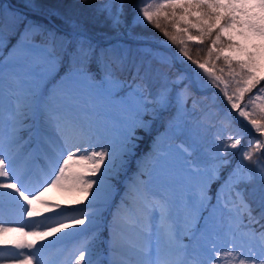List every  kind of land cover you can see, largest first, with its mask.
Masks as SVG:
<instances>
[{"label": "snow or ice", "instance_id": "1", "mask_svg": "<svg viewBox=\"0 0 264 264\" xmlns=\"http://www.w3.org/2000/svg\"><path fill=\"white\" fill-rule=\"evenodd\" d=\"M22 7H0V211L22 218H0V247L11 249L0 264H102V243L106 264H264V0H100L94 7L112 35L38 0ZM130 7L170 44L122 43ZM38 16L60 17L68 30ZM189 42H208L207 58H194ZM210 87L229 109L221 126L232 127L233 111L246 126L217 134L207 154L201 132L210 113L193 90ZM100 100L118 105L121 118L101 123ZM158 120L164 134L106 223L139 133ZM247 126L257 136L242 146ZM50 189L82 207L45 199Z\"/></svg>", "mask_w": 264, "mask_h": 264}, {"label": "rangeland", "instance_id": "2", "mask_svg": "<svg viewBox=\"0 0 264 264\" xmlns=\"http://www.w3.org/2000/svg\"><path fill=\"white\" fill-rule=\"evenodd\" d=\"M0 7L7 9L9 8V4L5 1L0 0ZM128 32L131 33V37H140L141 39L152 40V41L159 42V43L163 41L165 44H170V42L167 41V39L163 36V34L157 29H154L151 32H146V31H137L136 29L128 26L127 29L125 30L126 34L124 36L129 39H133L127 35ZM95 34H100V33L96 31ZM12 43H15V37L12 38ZM122 43L131 46L134 50L138 46L139 47H150L152 49L158 48V47L146 44V43L135 44L132 42H127V41H122ZM135 54L137 56L145 55L147 57L146 53H135ZM187 63H190V62H187ZM191 67L195 68V65H192ZM212 70L217 71L215 69H212ZM161 71H168V70L162 68ZM196 71L201 72L200 69H196ZM201 75L203 76L202 72H201ZM204 79L207 80V77H204ZM193 91H194L195 97L201 101L203 105V111L210 113L208 118L205 120V124L209 128V131L206 133L201 132L202 134H204V136H203V140L201 142V147H200L201 153L206 152L207 154H210L212 151L215 150V147L218 143V141L216 140L217 134L221 136H226V134L232 131L234 128H244L246 126V122L242 121L239 117H237V114L233 111L231 112V116L234 117L235 120H234L232 127H229V128L222 127L220 123V118L223 117L224 112L226 110H229L228 106H226L227 102L224 100L223 96L219 95L214 99L212 94L216 93L217 89L213 87H210L204 91L195 90V89ZM97 105L98 106H97L96 111L99 113V117H98L99 121L102 118L101 117L102 114H105V113H110L111 115H114V116L118 115L119 119L121 118L122 109L118 105H112L107 100H100L97 102ZM188 107L191 108V101L189 102ZM200 115L201 114L198 112L197 119L200 118ZM189 123L190 124L193 123L191 119L189 120ZM165 128H166V123L158 120L152 124L151 131L149 133H144L142 131L139 133L142 139L139 141V145L137 149L135 150V154L129 159L127 166H126V170L122 172L120 175L119 181L116 184V191L113 194V200L111 202L110 207L107 208L104 212L106 223L108 221H111V213L115 211L116 205L119 204L120 199L124 194L126 182L129 179L133 178L140 171L141 162L152 151L153 141L157 137L162 136L164 134ZM247 128H248V131H247V134L245 135L244 140L242 141V146L246 145L251 138H254L257 136V134L254 131L250 130V126H247ZM22 135L27 137L28 133L25 131L22 133ZM239 160H240L239 155L232 156L233 163L239 162ZM245 163L247 162L245 161ZM44 198L51 202L59 203L62 207H67L69 205H72V201L74 199V197H72L71 195L66 194L57 189H54V190L50 189L47 193H45ZM86 203L87 201H85V204ZM72 206L82 207V206H77V205H72ZM15 211L18 212L14 208L5 207L2 211H0V218L6 217V215L8 216L7 213L15 212ZM19 218H21L20 214H19ZM79 227H83V226H79ZM99 235H100L101 241H106L108 238L107 227H104L103 229H101V232ZM184 242L188 243L187 237H185ZM107 249H108L107 243H102L100 245V249H99L100 255L97 257V259L100 260L102 264H106ZM10 250L11 249L0 247V252L10 251Z\"/></svg>", "mask_w": 264, "mask_h": 264}, {"label": "trees", "instance_id": "3", "mask_svg": "<svg viewBox=\"0 0 264 264\" xmlns=\"http://www.w3.org/2000/svg\"><path fill=\"white\" fill-rule=\"evenodd\" d=\"M13 4L18 6H23L24 0H10ZM39 3L45 5V11L51 9L60 14V17H72L77 20L86 22L88 26L92 29L93 32L96 33H104L107 32L111 34V31L104 25L103 18L97 15L96 8L94 7L100 0H38ZM160 0H129L130 5L140 4L141 6H146L147 4H152L155 6L158 4ZM138 14V9L135 7H130L127 10V24L129 27L136 29L137 31H146L151 32L154 29V25L148 24L147 21L143 23H137L135 21V16ZM60 17L53 16L51 19L60 27L67 28V25L64 23L63 19ZM41 22L45 24L50 23L43 17H36ZM141 19H143L141 15ZM163 20V18H161ZM170 27V26H169ZM158 30V29H157ZM208 42H206V45ZM206 45H196L194 42H189V46L191 48V54L194 58H198L201 61L207 58V48ZM173 48L177 50V46L173 45ZM223 66V62L216 61L215 70H219L220 67Z\"/></svg>", "mask_w": 264, "mask_h": 264}, {"label": "bare ground", "instance_id": "4", "mask_svg": "<svg viewBox=\"0 0 264 264\" xmlns=\"http://www.w3.org/2000/svg\"><path fill=\"white\" fill-rule=\"evenodd\" d=\"M145 6V5H144ZM106 111V110H105ZM107 112V111H106ZM114 114V113H113ZM116 116V117H115ZM111 115L110 113H105V114H102V118H101V122H105L106 120H115V119H119V116L118 115ZM54 190V189H53ZM8 216L6 215V217H3L2 219L6 222H10V223H20L21 222V219L22 218H19V212H10V213H7Z\"/></svg>", "mask_w": 264, "mask_h": 264}, {"label": "water", "instance_id": "5", "mask_svg": "<svg viewBox=\"0 0 264 264\" xmlns=\"http://www.w3.org/2000/svg\"><path fill=\"white\" fill-rule=\"evenodd\" d=\"M24 10V9H23ZM121 39H125L124 37H121ZM133 42H138V43H148V44H151V45H154V46H157V47H160V43H157V42H154V41H149V40H136V39H133L131 40ZM108 42V41H106Z\"/></svg>", "mask_w": 264, "mask_h": 264}]
</instances>
